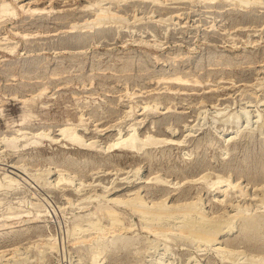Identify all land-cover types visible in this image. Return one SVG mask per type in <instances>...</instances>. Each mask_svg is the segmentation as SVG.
<instances>
[{
    "label": "rangeland",
    "instance_id": "374dc122",
    "mask_svg": "<svg viewBox=\"0 0 264 264\" xmlns=\"http://www.w3.org/2000/svg\"><path fill=\"white\" fill-rule=\"evenodd\" d=\"M0 8V264H264V0Z\"/></svg>",
    "mask_w": 264,
    "mask_h": 264
},
{
    "label": "bare ground",
    "instance_id": "6f19581e",
    "mask_svg": "<svg viewBox=\"0 0 264 264\" xmlns=\"http://www.w3.org/2000/svg\"><path fill=\"white\" fill-rule=\"evenodd\" d=\"M157 1V0H156ZM254 1V0H253ZM257 1V0H256ZM247 4H249V3H247ZM8 5V4H7ZM4 6H6V5H4ZM3 6V7H4ZM22 6V5H21ZM5 8H7V6L5 7ZM1 9V8H0ZM2 10V9H1ZM8 10V9H7ZM36 11V10H35ZM108 11V10H107ZM5 14V13H4ZM13 15V14H12ZM101 15H103V14H101ZM112 15V14H111ZM99 16V15H98ZM105 16V15H104ZM100 18V17H99ZM98 20V19H97ZM100 21V20H99ZM169 80V79H168ZM172 80H173V78H172ZM174 81H175V83H177V84H180V85H184L187 81L184 79V78H181V77H176V78H174ZM196 82V81H195ZM247 113V112H246ZM249 115V114H248ZM63 130H61V132H62V134L64 135V136H68V137H70V140L72 139L74 142H78V143H80L81 142V140L82 139H80L79 137H76V135H77V133H75L74 131V133L76 134H74L73 132H71V129H69V128H62ZM74 129V128H73ZM131 129V128H130ZM59 134H60V132H59ZM62 135V136H63ZM137 135H136V133H134V134H132V135H130V137L128 138V139H122L119 143H117L118 145H121L122 147H130V148H134V149H136V148H140L141 147V149H142V146H141V144L143 143H141V142H139L140 140L139 139H137V137H136ZM68 137H65V138H68ZM148 140H149V137L147 138ZM69 140V139H68ZM79 140H80V142H79ZM139 140V141H138ZM165 140V139H164ZM141 141H143V140H141ZM145 141V140H144ZM151 141V140H150ZM149 141V142H150ZM7 142H9V141H7ZM83 142V141H82ZM148 142V143H149ZM151 142H154L153 140L151 141ZM160 142H161V140H160ZM171 142V141H170ZM144 143H147V141L146 142H144ZM143 143V144H144ZM147 143V144H148ZM156 143V142H155ZM12 144V143H11ZM95 144V143H94ZM146 144V145H147ZM153 144V143H152ZM8 146V145H7ZM96 147V146H95ZM145 147V146H144ZM99 149V148H98ZM137 149V150H138ZM219 180V179H218ZM217 180V181H218ZM164 182V181H163ZM220 182V181H219ZM231 185V184H230ZM232 186V185H231ZM239 186V185H238ZM225 187V186H224ZM240 188V187H239ZM238 188V189H239ZM223 189V188H222ZM229 189V188H228ZM225 190V189H224ZM223 191V190H222ZM244 192V191H243ZM225 193V192H224ZM236 193V192H235ZM226 194V193H225ZM241 194H242V192H241ZM225 197V196H224ZM220 199V198H219ZM120 200V199H119ZM142 204V203H141ZM142 205H145V204H142ZM139 209V208H138ZM106 210V209H105ZM133 210H134V207H133ZM139 211V210H138ZM143 211V210H142ZM108 212V211H107ZM115 212V211H114ZM147 212V211H146ZM150 212V211H149ZM144 213V212H143ZM160 213V212H159ZM114 214V213H113ZM146 214V213H145ZM163 214V213H162ZM166 214V213H165ZM115 215V214H114ZM147 215H149V214H147ZM152 215H153V213H152ZM155 215V214H154ZM119 216V215H118ZM146 216V215H145ZM156 216V215H155ZM157 216H159V215H157ZM160 216H161V213H160ZM116 218V217H115ZM154 218V217H153ZM157 218V217H156ZM203 218V217H202ZM1 220V219H0ZM144 220V219H143ZM147 220V219H146ZM153 220V219H152ZM198 220V219H197ZM153 222V221H152ZM193 222H194V220H193ZM155 223V222H154ZM195 223V222H194ZM197 223V222H196ZM256 223L257 222H255V221H247V223L245 224V228H254L255 226H256ZM188 224V223H187ZM190 224V223H189ZM186 226V225H185ZM189 226V225H188ZM197 226V225H196ZM192 227H193V225H192ZM152 228V227H151ZM209 228V227H208ZM2 229V225L0 224V230ZM149 229V228H148ZM187 229V228H186ZM195 229H197V228H195ZM113 230V229H112ZM184 230V229H183ZM189 230V229H188ZM190 230H191V228H190ZM202 230V229H201ZM207 231V230H206ZM208 232V231H207ZM210 232V231H209ZM212 233V232H211ZM199 234H201L200 232H199ZM205 234V233H204ZM210 234V233H209ZM196 236V235H195ZM198 236V235H197ZM209 236V235H208ZM199 237H200V235H199ZM205 237V236H204ZM209 238V237H208ZM206 240V239H205ZM215 240V239H214Z\"/></svg>",
    "mask_w": 264,
    "mask_h": 264
}]
</instances>
